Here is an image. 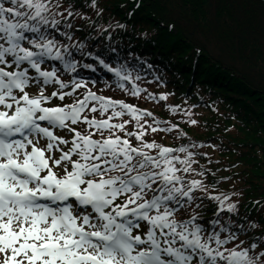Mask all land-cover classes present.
I'll use <instances>...</instances> for the list:
<instances>
[{"label": "snow or ice", "instance_id": "6c2138e0", "mask_svg": "<svg viewBox=\"0 0 264 264\" xmlns=\"http://www.w3.org/2000/svg\"><path fill=\"white\" fill-rule=\"evenodd\" d=\"M72 6L0 0V264H264V251L250 256L257 245L245 247L230 229L209 234L197 214L180 218L197 199L218 201L217 217L235 205L195 195L207 188L186 181L195 171L187 148L146 139L175 125L148 124L151 112L72 75L80 66L73 50L85 55L84 44L71 43V22L60 31ZM87 55L114 74L117 88L140 96L138 73Z\"/></svg>", "mask_w": 264, "mask_h": 264}, {"label": "trees", "instance_id": "16d2710c", "mask_svg": "<svg viewBox=\"0 0 264 264\" xmlns=\"http://www.w3.org/2000/svg\"><path fill=\"white\" fill-rule=\"evenodd\" d=\"M92 2L61 0L60 11L73 5L74 15L68 18L65 12L61 22L72 23L67 31L86 50H114L110 55L118 63L146 67L151 82L144 79L139 86L167 99L133 98L111 89L105 93L147 109L152 113L148 124L175 125L171 132L149 130L146 139L187 148L194 154L195 171L185 179L202 180L207 188L195 195L228 197L225 208L235 205L234 212L217 217L218 201L197 199L182 217L197 213L202 224L218 219L216 225L230 226L245 246L255 243L250 256L258 257L264 251V4L95 0L93 8ZM201 171L203 176L197 174Z\"/></svg>", "mask_w": 264, "mask_h": 264}, {"label": "bare ground", "instance_id": "6f19581e", "mask_svg": "<svg viewBox=\"0 0 264 264\" xmlns=\"http://www.w3.org/2000/svg\"><path fill=\"white\" fill-rule=\"evenodd\" d=\"M262 1V0H261ZM264 3V2H263ZM169 29H170V27H169ZM58 34V33H57Z\"/></svg>", "mask_w": 264, "mask_h": 264}, {"label": "rangeland", "instance_id": "374dc122", "mask_svg": "<svg viewBox=\"0 0 264 264\" xmlns=\"http://www.w3.org/2000/svg\"><path fill=\"white\" fill-rule=\"evenodd\" d=\"M263 3V2H262ZM264 4V3H263Z\"/></svg>", "mask_w": 264, "mask_h": 264}]
</instances>
